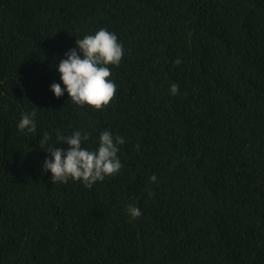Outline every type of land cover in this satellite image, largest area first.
Wrapping results in <instances>:
<instances>
[{
	"label": "trees",
	"instance_id": "obj_1",
	"mask_svg": "<svg viewBox=\"0 0 264 264\" xmlns=\"http://www.w3.org/2000/svg\"><path fill=\"white\" fill-rule=\"evenodd\" d=\"M100 28L124 49L115 96L55 97ZM75 130L122 136L120 171L54 183L46 152ZM0 264H264V0H0Z\"/></svg>",
	"mask_w": 264,
	"mask_h": 264
},
{
	"label": "clouds",
	"instance_id": "obj_2",
	"mask_svg": "<svg viewBox=\"0 0 264 264\" xmlns=\"http://www.w3.org/2000/svg\"><path fill=\"white\" fill-rule=\"evenodd\" d=\"M75 45L54 65L60 74V82H53L49 86L50 91L57 98L67 93L74 104L99 110L107 106L116 94L109 65H119L124 56L123 46L117 35L106 28L76 39ZM178 87L173 83L170 93L176 94ZM16 127L22 132H35V113H23ZM56 138L67 144V148L50 146L46 152L49 156L43 161V169L51 173L54 183H65L72 179L91 188L105 177L114 176L123 167L118 152L125 140L122 136H114L109 130L100 133L95 148L84 146L89 135L81 130H75L70 135L57 133ZM49 139L45 133L41 136L40 144L47 143ZM151 180L155 181L156 176L153 175ZM128 211L132 217L142 214L136 206L130 205Z\"/></svg>",
	"mask_w": 264,
	"mask_h": 264
}]
</instances>
